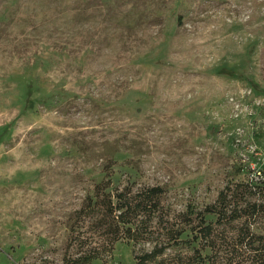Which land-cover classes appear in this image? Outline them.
I'll return each instance as SVG.
<instances>
[{"label":"rangeland","instance_id":"374dc122","mask_svg":"<svg viewBox=\"0 0 264 264\" xmlns=\"http://www.w3.org/2000/svg\"><path fill=\"white\" fill-rule=\"evenodd\" d=\"M109 179L164 188L172 217L228 185L264 201V0H0V264L76 256Z\"/></svg>","mask_w":264,"mask_h":264},{"label":"trees","instance_id":"16d2710c","mask_svg":"<svg viewBox=\"0 0 264 264\" xmlns=\"http://www.w3.org/2000/svg\"><path fill=\"white\" fill-rule=\"evenodd\" d=\"M111 179L97 184L72 216L70 247L87 227L90 240L64 264H92L111 256L121 241L149 243L137 264H264V201L254 198L258 185H231L204 210L177 216L164 213V188L112 189ZM245 196L238 199L239 192ZM242 201V202H241ZM81 224V226H78ZM98 235V236H97Z\"/></svg>","mask_w":264,"mask_h":264}]
</instances>
